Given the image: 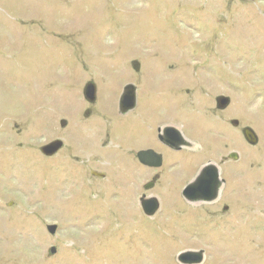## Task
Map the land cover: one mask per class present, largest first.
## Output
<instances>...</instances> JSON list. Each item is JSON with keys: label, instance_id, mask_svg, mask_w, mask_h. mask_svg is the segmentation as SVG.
Listing matches in <instances>:
<instances>
[{"label": "rangeland", "instance_id": "374dc122", "mask_svg": "<svg viewBox=\"0 0 264 264\" xmlns=\"http://www.w3.org/2000/svg\"><path fill=\"white\" fill-rule=\"evenodd\" d=\"M129 84L137 106L122 115ZM165 127L188 146L162 143ZM148 149L161 168L140 164ZM208 163L225 182L218 202L186 201ZM261 194L264 0H0V264H181L184 252L214 264L226 247L264 264ZM143 195L160 203L152 217Z\"/></svg>", "mask_w": 264, "mask_h": 264}, {"label": "water", "instance_id": "95a60500", "mask_svg": "<svg viewBox=\"0 0 264 264\" xmlns=\"http://www.w3.org/2000/svg\"><path fill=\"white\" fill-rule=\"evenodd\" d=\"M138 69V66L136 67ZM97 95V88L96 85L92 82L88 83L84 90L85 99L89 103H95ZM137 104V92L136 87L134 85H127L124 89V92L120 99L119 110L122 115H126L132 110L135 109ZM230 104V99L221 96L217 99V108L219 110L226 109ZM64 124V122H63ZM235 128L239 127V121L234 120L231 123ZM242 134L245 140L251 146H256L258 144V136L254 132L252 128L246 127L243 128ZM166 138H165V137ZM160 141L166 143L173 149L180 150L182 147L188 146V142L184 139L182 133L174 128V127H166L162 130V134L159 137ZM64 143L61 140H56L50 144H47L41 148V152L46 157H53L55 156L62 148ZM137 158L139 162L150 168H161L163 165V158L160 154L156 153L154 150H143L137 154ZM231 159L236 160L238 158L237 154H231ZM203 175H207L206 178L202 177L201 175L198 176L192 183H190L185 190L183 191V196L189 201H199L200 199H207L204 198L206 192L208 191L209 184L212 183L213 186V196L215 193L218 192L219 187L221 186L220 180V171L217 166L215 165H208L202 171ZM93 176L98 178H103V174H99L96 172L92 173ZM154 183L151 182L150 184L145 186L146 190H150L154 187ZM215 197V196H214ZM216 198V197H215ZM212 198H208L207 200H212ZM141 207L144 213L148 217L154 216L158 210L160 209V203L157 198H147L146 195H143L141 198ZM50 234L54 235L57 232L56 226H50L48 228ZM51 255L57 254V249L52 247L50 250ZM203 260V256L200 253L196 252H184L178 257V261L181 264H200Z\"/></svg>", "mask_w": 264, "mask_h": 264}, {"label": "bare ground", "instance_id": "6f19581e", "mask_svg": "<svg viewBox=\"0 0 264 264\" xmlns=\"http://www.w3.org/2000/svg\"><path fill=\"white\" fill-rule=\"evenodd\" d=\"M244 176V175H243ZM242 175H240V177H243ZM63 179V178H62ZM61 180V179H60ZM63 181V180H62ZM16 182L18 183V181L16 180ZM16 182H14V183H16ZM79 184V183H78ZM62 188V187H61ZM73 189V188H72ZM71 189V190H72ZM22 192L24 193V194H28L29 196H28V199H30V200H32V202H31V204H35V203H37V199H35V198H37L36 197V194H35V190H33V189H31V188H29V187H27V188H25V189H23L22 190ZM22 192H20V193H22ZM81 192H82V190H81ZM23 194V195H24ZM21 195V194H20ZM53 195V194H52ZM26 198V197H25ZM245 200L247 199V201H248V194H245L244 195V197H243ZM74 199V198H73ZM24 201H25V199H24ZM27 201V200H26ZM48 201V200H47ZM53 201V200H52ZM253 201H254V203H255V208H256V210H257V213H259V214H261L263 211H264V195H259V196H257V197H254L253 198ZM25 203V202H24ZM48 203H50V202H47V204ZM204 203V202H203ZM27 204V203H26ZM193 205V204H192ZM32 206V205H31ZM33 207V206H32ZM26 210V209H25ZM29 211V210H28ZM21 212V211H20ZM24 213V212H23ZM29 213V212H28ZM20 214V213H19ZM21 215V214H20ZM22 216V215H21ZM25 216V215H24ZM57 217V216H56ZM2 218V217H1ZM22 218L24 219L25 217H23L22 216ZM58 218V217H57ZM61 218V217H60ZM60 218H58V219H60ZM64 218H66V216H64V215H62V220L64 219ZM17 219V218H16ZM1 220V219H0ZM25 221V220H24ZM15 223H18V225H19V221H16ZM23 223H25V222H22V224ZM28 224V223H27ZM20 226L21 225H19V228H20ZM23 226H25V225H23ZM2 229V228H1ZM5 230V229H4ZM20 230L21 229H19V230H17V231H15V233L14 234H12L11 232V234L13 235V238L11 237V236H9V237H11L13 240H14V238H18L17 237V235H16V233L17 234H19V232H20ZM9 231V230H8ZM11 231V230H10ZM25 234V233H24ZM9 235V234H8ZM16 235V236H15ZM26 235V234H25ZM3 236V235H2ZM20 239V238H19ZM26 239V238H25ZM24 239V240H25ZM12 241V240H11ZM17 241V240H16ZM18 242V241H17ZM13 243H14V241H13ZM12 243V244H13ZM25 244V243H24ZM23 244V245H24ZM17 245V244H16ZM17 246H19V245H17ZM228 247H230V246H228ZM19 248H21V247H19ZM19 248H18V250H19ZM14 249V248H13ZM13 249H11V250H13ZM228 248L226 247V248H222V249H220V248H217L214 252V255H213V257H212V259H211V263L213 262L214 264H257L258 263V256H256V257H254V256H252V257H250V258H247L246 256H242V253L244 252H241V253H234V252H231L230 250H227ZM17 250V251H18ZM10 251V250H9ZM8 251V252H9ZM233 251H235V250H233ZM4 252H6V251H4ZM17 253V252H16ZM15 253V254H16ZM10 255H11V251H10ZM215 256V257H214ZM217 257H218V259H217ZM257 262V263H256Z\"/></svg>", "mask_w": 264, "mask_h": 264}, {"label": "flooded vegetation", "instance_id": "af4514ba", "mask_svg": "<svg viewBox=\"0 0 264 264\" xmlns=\"http://www.w3.org/2000/svg\"><path fill=\"white\" fill-rule=\"evenodd\" d=\"M210 163H208L207 165H209ZM207 165H205V166H203V167H201V169H200V171H199V173H198V175H201L202 177H204V178H206L207 177V175H203L202 174V170H203V168L204 167H206ZM209 184V187H208V191L206 192V195L204 196V198H214V199H212V200H207V199H200V202H204V203H207V204H216L217 202H218V200H219V197H220V192H221V189H222V187H220V189H218V192L217 193H215V197L213 196V186H212V183H208ZM225 184V182H223L222 183V186Z\"/></svg>", "mask_w": 264, "mask_h": 264}]
</instances>
